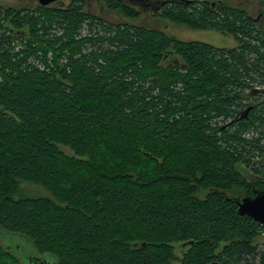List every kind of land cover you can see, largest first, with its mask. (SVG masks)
Listing matches in <instances>:
<instances>
[{
  "label": "trees",
  "instance_id": "1",
  "mask_svg": "<svg viewBox=\"0 0 264 264\" xmlns=\"http://www.w3.org/2000/svg\"><path fill=\"white\" fill-rule=\"evenodd\" d=\"M99 1L236 46L106 23L82 0L0 8V228L54 264H264V227L228 199L264 191V99L246 98L264 94V13ZM0 264L21 263L0 245Z\"/></svg>",
  "mask_w": 264,
  "mask_h": 264
},
{
  "label": "rangeland",
  "instance_id": "2",
  "mask_svg": "<svg viewBox=\"0 0 264 264\" xmlns=\"http://www.w3.org/2000/svg\"><path fill=\"white\" fill-rule=\"evenodd\" d=\"M70 0H58L57 2L50 4L49 6H55L58 2L67 4ZM85 4V10L106 21V23H122L129 25H138L146 27H154L165 33L172 39L177 41H197L209 44L216 48H234L236 46L235 41L229 37L221 35L212 30H193L184 25L170 22L164 19L155 17L153 12L145 11L138 19H127L116 12H109L99 0H82ZM130 1V0H128ZM231 6L239 7L246 10L253 17H261L264 13V4L259 0H226ZM39 4L37 0H0V8H12L17 11L20 9H35ZM137 7V6H135ZM263 12V13H262ZM262 24L264 25V16L261 17ZM83 34L86 33L84 30ZM257 93H260L264 89L259 81L254 83ZM264 91V90H263ZM245 98V97H243ZM248 103H256L263 101L264 94L259 96L247 97ZM239 172L247 179L252 176V172L248 167L243 164L237 165ZM45 195V193L39 188L29 184H21L17 196H32V195ZM0 245L9 253H11L21 264H29L31 261L38 264H54L56 258L50 254H40L35 249L33 243L28 238L19 234L7 232L0 228ZM185 248H181L179 245L174 246V251L177 256H181V253Z\"/></svg>",
  "mask_w": 264,
  "mask_h": 264
},
{
  "label": "water",
  "instance_id": "3",
  "mask_svg": "<svg viewBox=\"0 0 264 264\" xmlns=\"http://www.w3.org/2000/svg\"><path fill=\"white\" fill-rule=\"evenodd\" d=\"M58 0H37L40 6L46 7ZM232 200L239 215L247 216L264 227V191L255 190L254 196L234 195L228 197ZM37 262V261H35Z\"/></svg>",
  "mask_w": 264,
  "mask_h": 264
},
{
  "label": "flooded vegetation",
  "instance_id": "4",
  "mask_svg": "<svg viewBox=\"0 0 264 264\" xmlns=\"http://www.w3.org/2000/svg\"><path fill=\"white\" fill-rule=\"evenodd\" d=\"M264 92V91H263Z\"/></svg>",
  "mask_w": 264,
  "mask_h": 264
}]
</instances>
